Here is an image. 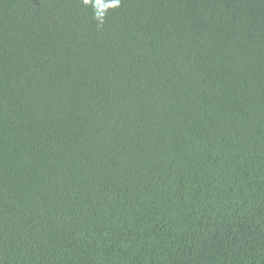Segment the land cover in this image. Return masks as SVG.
Wrapping results in <instances>:
<instances>
[{
    "label": "trees",
    "instance_id": "trees-1",
    "mask_svg": "<svg viewBox=\"0 0 264 264\" xmlns=\"http://www.w3.org/2000/svg\"><path fill=\"white\" fill-rule=\"evenodd\" d=\"M0 264H264V0H0Z\"/></svg>",
    "mask_w": 264,
    "mask_h": 264
}]
</instances>
